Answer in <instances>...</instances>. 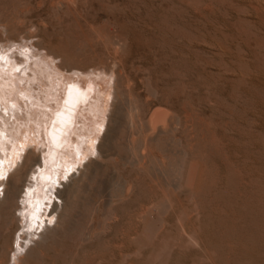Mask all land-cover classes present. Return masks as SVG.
<instances>
[{"label":"rangeland","instance_id":"1","mask_svg":"<svg viewBox=\"0 0 264 264\" xmlns=\"http://www.w3.org/2000/svg\"><path fill=\"white\" fill-rule=\"evenodd\" d=\"M11 36L22 39L0 48L38 41L52 66L84 69L60 75L110 85L105 113L114 91L126 114L19 264H264V0H0V39ZM160 112L176 126L143 141Z\"/></svg>","mask_w":264,"mask_h":264},{"label":"bare ground","instance_id":"2","mask_svg":"<svg viewBox=\"0 0 264 264\" xmlns=\"http://www.w3.org/2000/svg\"><path fill=\"white\" fill-rule=\"evenodd\" d=\"M12 37L3 38L0 41L9 43V41L19 42L22 39ZM34 42L32 41L31 44L17 43L18 45L15 43L12 48H9L10 44L8 46L2 43L1 46L4 48H0V103L4 104V107L0 108V218H3V233L7 237V241L10 242L9 254L8 257L6 256L8 260L5 262L7 264H19L27 249H31L34 246L32 244L37 245L42 237L46 239L47 231L49 230L48 233H50V229L53 230V226L57 225L62 216L64 217L67 206L74 202L73 193L75 190L73 186L77 181L73 180V182L72 178H75V175H78V179L85 177L86 171H89L88 167L91 165L96 166V169L99 167L95 161L105 157L107 151L112 149V146L109 145L110 140L112 137H119L114 136L119 130L120 124L117 121L120 123L123 114L120 112L121 107L115 105L117 101L113 100L116 96L114 91L109 111L107 113L104 111L106 100L102 96L108 91L110 85L100 88L91 81L90 77H86L87 82L82 84L79 78L74 80L60 75L59 70L69 73L72 69V73L77 70L82 75L84 69L74 65L65 69V67H61L62 64L58 63L52 66L44 57L45 53V55H52V53H49L48 50L41 53L40 49L42 50L44 47H41L42 45L40 46L38 41ZM23 47L25 50L21 49ZM95 70L92 69V71ZM40 76L46 77L48 81L42 80ZM35 80H39L37 88L33 83ZM104 80V84L108 82L106 79ZM57 85L59 86L58 90ZM51 88L54 89L53 92L49 91ZM126 111L124 109V112ZM124 115L126 116V114ZM171 118L163 112L153 113L149 121L150 126H146V130L144 129L146 132L143 141L146 142L145 138L147 137L151 138L154 128L164 131L171 123ZM175 123L171 124L176 126ZM146 124L148 125V121ZM30 125L37 126V136L29 135ZM130 130L132 131V129ZM132 135L134 136L133 133ZM129 136L131 135L129 134ZM155 138L157 139V137ZM127 140L132 147L130 139ZM141 140L140 144L142 145ZM149 141L151 140H148L146 144H149ZM110 147L111 149H109ZM114 147L116 146H113V149ZM130 148L126 152V149L123 150L125 153H129ZM142 149L144 148L142 147ZM142 149L139 154L135 148L130 150L131 157L134 156L138 163V158L143 160L146 155L141 152ZM127 161L129 162V160ZM191 164L193 166L194 163ZM189 169L185 182L188 187L194 184L197 167ZM58 176L64 178L65 184L61 180L58 181ZM71 181L73 183H70ZM101 190L104 191L103 188ZM107 198L105 201L108 200ZM58 201L60 207L57 204ZM30 246L32 247L30 248Z\"/></svg>","mask_w":264,"mask_h":264}]
</instances>
